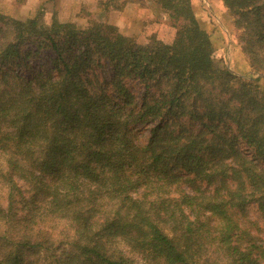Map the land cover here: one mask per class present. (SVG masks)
<instances>
[{
    "label": "trees",
    "instance_id": "trees-1",
    "mask_svg": "<svg viewBox=\"0 0 264 264\" xmlns=\"http://www.w3.org/2000/svg\"><path fill=\"white\" fill-rule=\"evenodd\" d=\"M192 1L153 0L165 39L0 14V264H135L123 244L141 264H264L248 216L252 204L264 220V0H222L246 29L247 78L215 62ZM40 48L56 73L8 67H29ZM101 61L110 75L89 87L80 70ZM17 178L31 191L22 212Z\"/></svg>",
    "mask_w": 264,
    "mask_h": 264
},
{
    "label": "rangeland",
    "instance_id": "rangeland-1",
    "mask_svg": "<svg viewBox=\"0 0 264 264\" xmlns=\"http://www.w3.org/2000/svg\"><path fill=\"white\" fill-rule=\"evenodd\" d=\"M192 3L200 25L210 35L215 62L221 64L225 62L236 75L251 77L252 69H250L248 57L241 48V45L245 43L242 36H245L246 29L235 25L222 0H193ZM0 14L19 19L38 16L39 20L44 22H50L56 18L59 21H73L80 27H85L91 21H102L116 25L122 33L135 36L138 40H145L150 35L165 39L172 34L166 13L153 0H0ZM4 21L0 18V27ZM33 46L26 42L20 49L29 53V47ZM54 56L55 53L51 49L40 48L38 54L29 59V67H19L17 63H11L8 67L25 77H40L51 69L52 73H56V69L52 68ZM80 72L83 77L91 80V84L88 83L89 87L96 88L105 76L110 75L111 71L108 65L101 61V66L93 62L83 67ZM258 74L260 73H254V76ZM123 82L128 91L131 89L137 95L143 93L145 89L142 83L131 80L129 77H126ZM228 95L229 93L225 92L221 94V97ZM197 103L200 104V102ZM200 109L203 110V108ZM182 121L179 120L176 124H181ZM183 125L188 129L199 128L198 121L191 122L189 119H184ZM136 126L139 127L135 124ZM151 126L152 124H149L140 130L141 140H146ZM240 145L245 148L244 143L240 142ZM4 181V178L0 177V204L3 206L7 204L4 197L5 187L2 183ZM16 184L19 192L16 191L14 194V205L19 212H22L23 200L29 199L31 191L29 184H25L23 179L17 178ZM252 206V204L248 206V216L259 220L261 223L259 235L264 239V220L257 215ZM122 247L134 259L135 264L143 262L137 255L129 252L127 246L123 244ZM33 264L41 263L35 261Z\"/></svg>",
    "mask_w": 264,
    "mask_h": 264
}]
</instances>
